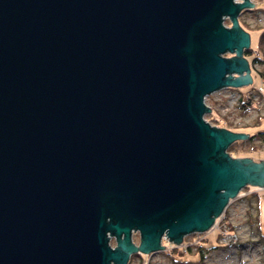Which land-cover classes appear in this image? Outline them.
I'll list each match as a JSON object with an SVG mask.
<instances>
[{
	"label": "water",
	"instance_id": "obj_1",
	"mask_svg": "<svg viewBox=\"0 0 264 264\" xmlns=\"http://www.w3.org/2000/svg\"><path fill=\"white\" fill-rule=\"evenodd\" d=\"M236 1L0 0V264H126L264 187L204 120L253 83Z\"/></svg>",
	"mask_w": 264,
	"mask_h": 264
},
{
	"label": "rangeland",
	"instance_id": "obj_2",
	"mask_svg": "<svg viewBox=\"0 0 264 264\" xmlns=\"http://www.w3.org/2000/svg\"><path fill=\"white\" fill-rule=\"evenodd\" d=\"M249 1L255 5L251 9L246 8L242 11L238 16V23L251 36L249 49L252 52L247 55L246 59L250 65L253 83L241 87H228L208 95L204 103L211 112H205L204 120L213 127L226 129L232 133H244L250 137L256 135L252 139L245 138L233 142L228 153L232 158H249L255 163H259L264 162V139L261 136V133H264V67L262 65L255 66L253 63L255 58L260 55L258 44L260 36L264 33V0ZM236 2L244 3L243 0ZM232 24L233 21L227 17L225 25L228 27ZM234 55V53H226L224 56L233 57ZM258 72L261 73L262 78ZM244 93L255 106L246 114H243L240 108V100ZM257 216H260L258 220ZM134 233V243H140V234ZM226 233H229L230 236H225ZM223 236L229 244L230 240H234L236 237V243L227 247L222 243ZM205 237L211 239V245H217L216 239H218V246L207 250L203 249L201 264H264V187L249 185L243 188L226 205L222 214L216 218L212 228L205 233L195 232L183 240L187 245H193L191 253L195 254L197 244ZM116 243V239L113 237L110 244L117 246ZM162 246L169 249L174 247L167 239L163 240ZM191 255L187 257L192 259ZM126 264L176 263L171 260L168 254L159 251L148 254L132 253Z\"/></svg>",
	"mask_w": 264,
	"mask_h": 264
},
{
	"label": "trees",
	"instance_id": "obj_3",
	"mask_svg": "<svg viewBox=\"0 0 264 264\" xmlns=\"http://www.w3.org/2000/svg\"><path fill=\"white\" fill-rule=\"evenodd\" d=\"M258 53L260 54L258 58H255L254 60V65H262L264 67V33L260 36V41L258 44ZM251 50L248 49L244 52L245 57H247L248 54H251ZM259 73V72H258ZM259 75H261V73H259ZM263 76L261 75V78ZM246 96V94L244 93L243 97ZM242 97V99L240 100V108L243 111V114L248 113L251 109H253L255 106L253 104V101L251 102V100H245ZM256 135H252L250 138H254ZM261 136H263L264 139V133H261ZM259 215V214H258ZM260 218V216H257L256 219L258 220ZM218 238V237H217ZM203 241L199 242L197 244L196 247V251L195 254L191 253L192 251V246L190 248L186 249H182V248H173L172 251L169 252H164L165 254H168V256L171 258V260L176 263V264H201V262H203V249H211V248H216V246H218V239H216V243L217 245H211V239H209L208 237H205V239H202ZM210 244V245H209ZM185 250V251H184ZM189 254H188V253ZM193 254V255H191ZM191 255L192 259L188 258L187 256Z\"/></svg>",
	"mask_w": 264,
	"mask_h": 264
},
{
	"label": "bare ground",
	"instance_id": "obj_4",
	"mask_svg": "<svg viewBox=\"0 0 264 264\" xmlns=\"http://www.w3.org/2000/svg\"><path fill=\"white\" fill-rule=\"evenodd\" d=\"M250 39H251V36H250ZM251 42V41H250ZM224 56V55H223ZM244 59H246V57H245V54H244ZM247 60V59H246ZM249 67H250V65H249ZM251 70V69H250ZM251 73V72H250ZM251 75H252V73H251ZM245 100H250L249 98H248V96L246 95V96H244L243 97ZM241 103V102H240ZM259 204H260V202H259ZM135 234V233H134ZM195 234V233H194ZM192 235V234H191ZM189 236V235H188ZM186 237V236H185ZM184 237V238H185ZM166 239V237H164L163 239H162V242H163V240H165ZM167 241H169V239L167 238ZM220 241V240H219ZM170 242V241H169ZM171 244H173L174 245V247L173 248H182V249H184V245L187 247V248H190L191 247V245L190 244H186V242H184V240H183V242L181 243V245H175L174 243H172V242H170ZM165 248V250H163L162 252H169V251H172V249L173 248H171V249H169L168 247H164ZM186 249V248H185ZM157 252H159V251H157Z\"/></svg>",
	"mask_w": 264,
	"mask_h": 264
},
{
	"label": "built area",
	"instance_id": "obj_5",
	"mask_svg": "<svg viewBox=\"0 0 264 264\" xmlns=\"http://www.w3.org/2000/svg\"><path fill=\"white\" fill-rule=\"evenodd\" d=\"M224 235H225V236H230L229 233H226V234H224ZM223 237H224V236H223ZM234 238H235L234 240H230V244H232V245H234V244L236 243V237H234ZM166 239H167V238H166ZM222 239H224L222 243L225 244V245L228 247V245H230L229 242H228V241L226 242V238H225V237L222 238ZM184 248H186L185 245H184Z\"/></svg>",
	"mask_w": 264,
	"mask_h": 264
}]
</instances>
